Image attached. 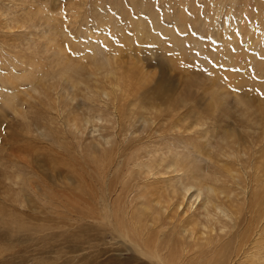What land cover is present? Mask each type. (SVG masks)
<instances>
[{"label":"rangeland","instance_id":"rangeland-1","mask_svg":"<svg viewBox=\"0 0 264 264\" xmlns=\"http://www.w3.org/2000/svg\"><path fill=\"white\" fill-rule=\"evenodd\" d=\"M0 10V264H150L104 229L106 209L91 199L104 191L103 138L122 137L106 121H96L77 138L50 108L55 103L43 94L42 83L69 67L59 54L87 68L108 56L123 86L107 113L117 120L130 106L137 113L155 111L154 117L170 125L165 138H153L157 154L190 158L198 151L203 161H196L203 166L208 152H218L224 133L201 140L193 131L198 115L207 118L206 129L228 128L236 141L246 127L242 107L264 125V0H0ZM4 13L10 20L32 21V31L7 30ZM82 99L68 108L71 118L87 114L90 104ZM222 107L230 112L228 120L219 115ZM97 113L91 117L105 114ZM142 124L139 119L135 129ZM175 124L183 128L171 129ZM117 143L104 148L114 165L121 152ZM142 146L121 148L132 154ZM120 169L126 173L125 162ZM106 175L113 184L115 174ZM105 200L112 208L115 197ZM35 226L47 232L38 235Z\"/></svg>","mask_w":264,"mask_h":264},{"label":"bare ground","instance_id":"bare-ground-1","mask_svg":"<svg viewBox=\"0 0 264 264\" xmlns=\"http://www.w3.org/2000/svg\"><path fill=\"white\" fill-rule=\"evenodd\" d=\"M2 10L5 8L2 7ZM2 17L6 21L7 30L18 28L25 31L30 29L31 32L33 29L31 20V23H21L19 19L10 20L5 13ZM254 26L250 31L254 30ZM58 57L63 59L61 62H65L66 66L69 64V67L56 69L52 77L42 83V90L47 88L43 94L49 99L52 98L50 102L55 104L49 106L58 110L66 121L67 130L78 138L88 130L89 125L94 126L96 121H106L116 132L115 135L122 137L119 142L111 134L103 138L102 159L107 164L99 170L103 176L104 191L91 194V199L97 198L103 210L106 209L104 215L102 214L104 229L106 226L112 229L131 245L133 252L150 264H204V260H209L206 264H238L242 260H246V264H264V146H260L264 140L262 120L248 113L250 109L242 107L239 116L243 117L246 127L239 136L241 138L236 141L231 131L227 132L228 128L216 129L214 126L206 129L204 124L207 123V118L205 120L204 116L198 115L195 129L192 130L198 131L201 140L210 137L211 132L218 131V134L220 129L224 133L220 138L222 141L218 140V152L215 154L212 151V155L208 152L210 161L208 159L203 166L198 163L196 160L203 161L198 151L190 158L182 157L178 152L165 153L164 150L162 151L165 154L159 155L156 145L155 148L151 147L154 145L153 138H165L168 130L164 129H168L170 125L162 120L161 123L158 119L160 116L154 117L155 111L153 114L137 113L138 109L130 106L128 110L118 114L117 120L107 113L110 102L118 98L117 96L121 97L119 94L123 86V81L119 79V74L113 64L111 65L108 56L94 61V69L80 65V62L67 58L69 56L65 54H59ZM50 80L56 83L51 85ZM35 88L39 92L40 88ZM79 95L85 104H90L85 110L88 111L87 114H83L80 120L71 118L68 111V108H74L72 106L76 104ZM228 111L222 107L219 115L223 120L229 118ZM92 112L105 114L101 117L97 113L98 115L91 117ZM215 113L219 111L215 110L211 114ZM139 119H143L142 130L135 129ZM179 126L175 124L171 129L180 131L183 127L180 129ZM135 130L139 132L138 136ZM45 131H48L47 128ZM43 135L49 136L48 132ZM132 142L143 146L132 154L131 151L124 153L121 146ZM115 143L120 146L118 149L121 152L117 151L115 157L118 162L114 165L110 163L113 162L110 152L104 151V148H112ZM122 154L126 155L125 159H122ZM124 162L125 174L120 169V164ZM130 165L132 167L127 169ZM115 168L122 173H116ZM107 171L108 175L115 174L113 184L109 182ZM117 191L119 192L116 193ZM112 196L115 197L114 202ZM106 197L113 203L112 208L107 207ZM1 221L5 224V220ZM39 228L34 227L36 234L47 232L44 226Z\"/></svg>","mask_w":264,"mask_h":264},{"label":"snow or ice","instance_id":"snow-or-ice-1","mask_svg":"<svg viewBox=\"0 0 264 264\" xmlns=\"http://www.w3.org/2000/svg\"><path fill=\"white\" fill-rule=\"evenodd\" d=\"M67 14L65 13V16H66Z\"/></svg>","mask_w":264,"mask_h":264}]
</instances>
